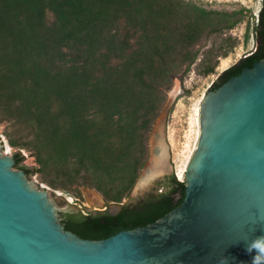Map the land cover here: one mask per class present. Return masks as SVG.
<instances>
[{
  "label": "rangeland",
  "instance_id": "374dc122",
  "mask_svg": "<svg viewBox=\"0 0 264 264\" xmlns=\"http://www.w3.org/2000/svg\"><path fill=\"white\" fill-rule=\"evenodd\" d=\"M261 8L262 0H0L3 155L20 154L26 178L72 214H112L172 175L184 181L198 94L255 51Z\"/></svg>",
  "mask_w": 264,
  "mask_h": 264
},
{
  "label": "water",
  "instance_id": "95a60500",
  "mask_svg": "<svg viewBox=\"0 0 264 264\" xmlns=\"http://www.w3.org/2000/svg\"><path fill=\"white\" fill-rule=\"evenodd\" d=\"M212 86L195 102L181 205L103 240L65 230L66 212L0 142V264H252L247 247L264 244V58Z\"/></svg>",
  "mask_w": 264,
  "mask_h": 264
},
{
  "label": "trees",
  "instance_id": "16d2710c",
  "mask_svg": "<svg viewBox=\"0 0 264 264\" xmlns=\"http://www.w3.org/2000/svg\"><path fill=\"white\" fill-rule=\"evenodd\" d=\"M4 3H11L12 0H2ZM14 1V0H13ZM257 46L255 51L241 59L238 63L225 70L219 80L214 83L211 89L219 87L233 76L239 75L243 69L251 68L253 64L264 58V0L259 14V21L256 27ZM15 167H20L24 158L15 154ZM26 175L31 171L26 167H20ZM181 195L180 198H177ZM185 195V180L179 181L172 175L157 194L149 195L136 204L123 205L121 210L113 215L107 211L97 213H60L61 223L65 230L73 232L82 239L103 240L122 230H132L145 227L154 223L174 208L181 205Z\"/></svg>",
  "mask_w": 264,
  "mask_h": 264
},
{
  "label": "clouds",
  "instance_id": "9594fccd",
  "mask_svg": "<svg viewBox=\"0 0 264 264\" xmlns=\"http://www.w3.org/2000/svg\"><path fill=\"white\" fill-rule=\"evenodd\" d=\"M247 251L255 252V255L252 256V264H264V244L251 243L247 247ZM221 264H225L224 260L221 261Z\"/></svg>",
  "mask_w": 264,
  "mask_h": 264
},
{
  "label": "bare ground",
  "instance_id": "6f19581e",
  "mask_svg": "<svg viewBox=\"0 0 264 264\" xmlns=\"http://www.w3.org/2000/svg\"><path fill=\"white\" fill-rule=\"evenodd\" d=\"M158 128V127H157ZM159 131V130H158ZM161 132V131H160ZM158 136H159V133L157 134ZM154 142H155V140H154ZM158 143V142H157ZM159 143L161 144V141H159ZM160 144L158 145V146H160ZM162 146V145H161ZM160 146V147H161ZM152 169H154L153 167H152ZM149 171H151V167H149L148 168V172ZM153 176L154 175H150L148 178H144L145 179V181H148V180H150L151 178H153ZM183 177V173H180V178H182ZM144 179L142 180V181H144Z\"/></svg>",
  "mask_w": 264,
  "mask_h": 264
}]
</instances>
